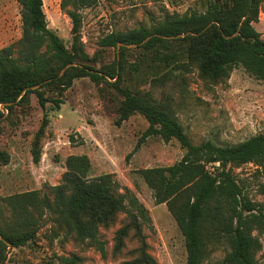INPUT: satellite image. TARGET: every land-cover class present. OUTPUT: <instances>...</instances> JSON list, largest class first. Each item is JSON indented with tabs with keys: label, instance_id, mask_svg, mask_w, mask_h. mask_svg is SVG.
I'll return each mask as SVG.
<instances>
[{
	"label": "trees",
	"instance_id": "trees-1",
	"mask_svg": "<svg viewBox=\"0 0 264 264\" xmlns=\"http://www.w3.org/2000/svg\"><path fill=\"white\" fill-rule=\"evenodd\" d=\"M18 2L22 36L0 49V123L33 94L43 108L50 103L51 109L59 110L76 78L89 76L96 83L111 84L120 96L117 124L140 113L149 122L140 142L160 136L166 142L176 139L185 149L181 160L172 165L145 168L141 173L154 190L156 203H166L177 221L185 237L187 264H204L206 255L223 242L229 244V251L218 264H264L257 258L263 249L259 235L264 234V204L249 199L233 174V167L248 163L264 170V132L234 144L195 143L169 106L156 104L150 96L123 84L127 68L137 72L141 67L128 60L130 46L141 49L144 56L151 54L156 66L170 72L173 67H195L203 79L221 82L242 66L264 80V39L256 27L264 0H220L202 11L167 12L150 28L108 33L99 45L118 51L112 62L100 67L89 63L80 35L79 10L96 0H61L72 23L71 47L49 27L43 0ZM49 124L46 110L33 141L35 162L41 160V141ZM9 162L10 153L0 150V165ZM66 165L62 182L52 187L53 198L38 190L0 197V264H23L8 263L10 249L35 241L45 212L55 231H64L66 239L94 246L103 254L100 230L111 227L125 213L127 219L113 239L115 251L126 247L132 233L136 246L124 264H159L143 230V220H151L148 208L127 191L119 192L109 175L90 177L88 155L72 154ZM81 261L79 256L63 259L64 264Z\"/></svg>",
	"mask_w": 264,
	"mask_h": 264
},
{
	"label": "rangeland",
	"instance_id": "rangeland-1",
	"mask_svg": "<svg viewBox=\"0 0 264 264\" xmlns=\"http://www.w3.org/2000/svg\"><path fill=\"white\" fill-rule=\"evenodd\" d=\"M48 24L68 47L72 45V23L61 8V0H43ZM96 4L80 8L81 41L92 65L100 67L112 62L118 49L102 48L99 40L113 31H128L140 26L151 27L167 13L205 10L209 3L220 0H96ZM257 29L264 39V3ZM21 5L18 0H0V49L22 36ZM130 63H140L139 71L126 69L124 85L150 96L156 104L167 105L185 127L191 140H212L217 144H234L264 132V80L236 67L221 82L203 79L197 69L182 70L158 67L152 55L130 46ZM65 70V68H64ZM62 70V72H64ZM61 108H43L36 95L15 108L0 123V150L10 153V162L0 165V197L38 190L53 198L52 187L62 182L66 160L72 155H88L90 177L110 176V183L121 193L135 196L150 214L143 220L150 253L159 264H187L185 237L166 203L157 204L154 190L141 170L168 166L181 160L185 149L176 140L166 142L150 136L140 142L149 127L140 113L117 124L120 96L111 84L96 83L89 76L76 78L64 93ZM4 105H2L3 107ZM49 110L50 124L41 141L42 155L34 161L32 148L43 115ZM8 114V111H5ZM73 137V141L71 138ZM245 195L264 204V170L253 163L233 167ZM128 189V190H127ZM128 203V199L126 200ZM132 209V206H129ZM47 212L39 220L34 242L10 249L8 263L64 264V258L79 256L74 264H124L131 258L136 241L132 233L126 247L115 251L116 230L125 223L121 214L109 228L100 230L105 253L94 246L81 245L65 232L55 231ZM255 234L258 232L255 230ZM263 249L257 258L264 262V234L259 235ZM229 251L221 243L206 255L204 264H218Z\"/></svg>",
	"mask_w": 264,
	"mask_h": 264
},
{
	"label": "water",
	"instance_id": "water-1",
	"mask_svg": "<svg viewBox=\"0 0 264 264\" xmlns=\"http://www.w3.org/2000/svg\"><path fill=\"white\" fill-rule=\"evenodd\" d=\"M119 45H121V43ZM1 107H2V105H1Z\"/></svg>",
	"mask_w": 264,
	"mask_h": 264
}]
</instances>
